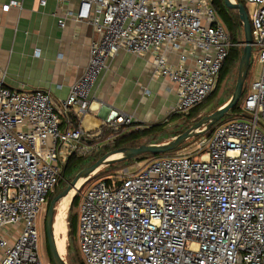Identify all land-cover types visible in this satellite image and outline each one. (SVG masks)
<instances>
[{"label": "built area", "instance_id": "obj_1", "mask_svg": "<svg viewBox=\"0 0 264 264\" xmlns=\"http://www.w3.org/2000/svg\"><path fill=\"white\" fill-rule=\"evenodd\" d=\"M76 1L75 19L99 36L68 98L11 89L0 77V264H52L40 253L38 221L69 157L94 150L92 136L80 125L63 128L61 115L70 122L75 107L90 108L92 88L119 51L152 54L155 74L176 86V113L188 114L217 89L231 49L244 46L232 41L213 0ZM245 1L261 64L243 102L250 118L193 138L192 153L135 160L133 171L80 192L83 183L77 242L85 264H264V0ZM134 121L112 109L105 142Z\"/></svg>", "mask_w": 264, "mask_h": 264}, {"label": "crops", "instance_id": "obj_2", "mask_svg": "<svg viewBox=\"0 0 264 264\" xmlns=\"http://www.w3.org/2000/svg\"><path fill=\"white\" fill-rule=\"evenodd\" d=\"M10 1L0 0V77L11 89L48 90L57 101L67 99L88 66L90 44L99 36L94 26L75 19L76 0H47L44 6L39 0H19L20 6L4 11ZM177 99L175 84L155 74L152 54L121 50L92 88L90 108L82 113L75 107L70 122L61 115L62 127L82 126L91 144L104 138L107 117L116 109L135 120L124 125L126 131L157 126L153 143H163L183 126Z\"/></svg>", "mask_w": 264, "mask_h": 264}, {"label": "water", "instance_id": "obj_3", "mask_svg": "<svg viewBox=\"0 0 264 264\" xmlns=\"http://www.w3.org/2000/svg\"><path fill=\"white\" fill-rule=\"evenodd\" d=\"M223 1L228 8L233 9L239 13V17L244 28V49L239 63L238 78L233 95L224 105L219 107L216 111L202 117L191 127L186 129L184 132L174 136L168 142L159 144H141L135 147L118 148L107 152L105 155L101 156L97 161L77 172L73 179L67 184V186L53 197L47 212L46 234L52 264H68L65 258L60 253L54 232V224L57 216L56 210L57 204L63 198L68 196L72 190L76 189L77 185L81 181H83L84 183L92 176V174L96 173L100 169L118 162L131 160L147 153L164 154L167 152L174 151L186 141L199 137L211 130L212 127L218 122H220L224 117L230 115L231 111L239 103L243 95L245 81L247 79L249 68L251 66V58L253 55V28L249 18L247 7L244 4L239 3L236 0ZM243 117L250 118V115L245 114ZM115 154H120L121 156L109 159L112 155ZM78 189L79 188L76 189L72 199H74Z\"/></svg>", "mask_w": 264, "mask_h": 264}, {"label": "trees", "instance_id": "obj_4", "mask_svg": "<svg viewBox=\"0 0 264 264\" xmlns=\"http://www.w3.org/2000/svg\"><path fill=\"white\" fill-rule=\"evenodd\" d=\"M236 1L239 3H242L246 6L245 0H236ZM213 6L217 11L218 16L221 18V20L226 25V27H227L230 35H231L232 41L235 43H244V28H243V25L241 23L239 13L235 10L227 8V6L225 5L223 0H213ZM252 28H253V26H252ZM253 31H254V29H253ZM243 49H244V46L235 47V48L231 49L229 57L227 58L226 63H225L223 70L221 72V76L219 79V84L217 86V89L215 90V92H213V94L207 100H209L212 96H214L217 93L222 82L225 80V78L227 77L229 72L238 63H240V59L242 56ZM253 53H254V48H253ZM252 57H253V55H252ZM251 63H252V58H251ZM245 96H246V93L243 97V100L241 98L239 103L237 104V106L231 111V115H234L237 113L242 114L243 102H244ZM230 98H227L226 100L221 101L220 104L218 105L217 109L219 107H221L222 105H224ZM205 102L200 104L199 106L193 108L188 113V115L191 118L197 117V115L200 113V111L205 107V105H204ZM125 129H126V126H124V125L121 126L122 131L119 132V134H117L115 141L112 143V144H114V146H113L114 150L118 149V148H122V147H135V146H139L143 143H145V144L153 143V141L156 139V132L159 128L157 126H151V127L142 128V129L137 128V129H133L131 131H126ZM213 129H214V127L211 130H213ZM181 132H183V131L177 132L176 135L180 134ZM111 133H113L112 130H107L105 128L104 132H103V136H102V137H104L103 139H105ZM143 139H146V140L143 141ZM186 144H187V142L182 144L176 150L171 151V152H167L164 154H153V153L143 154L139 157H136L134 159L127 160V161L123 162V165H125L124 167H127V166H129V164H131L135 160L146 159L150 156L154 157V156L172 155L175 151L183 148ZM98 159H99V157L98 158L84 157V156H79L76 153H73L69 157V159H68V161L64 167L63 180H65L67 182L71 181L77 172H79L81 169L85 168L86 166H89L90 164L94 163ZM113 167H117V166H113ZM63 180L61 181V183H63ZM59 187H60V184H59L58 188L56 189V191L49 195L48 202H47L48 209H49V206H50V203H51L53 197L57 193H59V191L61 192L64 189V187H66V185L64 187H60V188ZM78 202H79V197H78V195H75V197L71 203L70 214H69L68 254H69V258H70L72 264H85L81 258V255L79 252V246L77 248V246L75 245V238H77V228H78V213L74 214L72 211L78 205ZM47 251H48L49 260L51 261L48 242H47Z\"/></svg>", "mask_w": 264, "mask_h": 264}, {"label": "rangeland", "instance_id": "obj_5", "mask_svg": "<svg viewBox=\"0 0 264 264\" xmlns=\"http://www.w3.org/2000/svg\"><path fill=\"white\" fill-rule=\"evenodd\" d=\"M246 7H247V5H246ZM253 35L255 38V31H253ZM238 71H239V63L229 72V74L227 75L225 80L222 82L217 93L205 102V104H204L205 107L200 111V113L197 115V117L191 118L188 114H181V115H184V119H182V124H181L183 126H181V128L179 127V129H178L179 132L180 131L184 132L186 129H188L193 124H195V122L199 121L202 117L209 115V114L213 113L214 111H216L217 107L221 101L226 100L227 98H230L233 95V92L235 90V86L237 83ZM260 71H261V64L259 62L258 51H257V49L254 48L252 63H251V66L249 68L248 76H247V79L245 81L243 95L241 97L242 100H243L245 93L246 94L248 93L250 86H251V82L259 75ZM242 117L243 116L239 113L234 114V115H231V113H230V115H227L226 117H224L220 122H218L213 127L216 128L219 124L225 123L229 120L242 118ZM121 131L122 130L120 128L119 132H121ZM210 131H208V133ZM145 140L146 139H143V141H145ZM170 140H168V141H170ZM97 142H99V143H97ZM186 142H187V144L183 148L175 151L172 155L192 153L193 149H194L195 139H190ZM163 143H165V142H163ZM92 144H93L92 147L94 148V150L91 153H87L86 155H81V156L91 157V158H98V157L100 158L101 156H103V154L105 155L107 152L114 150V148H113L114 144H112L110 142L106 143L105 140H101V139L96 140ZM143 144H145V143H143ZM157 144H159V143H157ZM150 157H152V156H150ZM133 163L134 162L129 164V166H131L132 171L134 170L133 169V167H134ZM113 166H117V167H113ZM124 166L125 165H123V162H118V163H115V164H112V165H109L107 167L100 169L96 173L92 174V176L87 181H85L84 184L82 183L84 186L79 191L80 192L83 191L88 185H90L92 182H94L96 180L106 178L109 175L116 174L117 171L121 170L122 168H125ZM69 182L63 180V183H60V187H64L65 185L67 186V184ZM72 201H73V199H71L70 206L68 209V215H67V231L68 232H69V214H70V208H71ZM47 212H48V207L46 206V208L44 209V211H43V213H42V215L38 221V229L40 232V241H39L40 253H41V256L43 257V259H45V260H49L48 251H47V234H46ZM56 212H57V210H56ZM72 212L74 214L78 213V205L73 209ZM6 231H7V228H5V230H3V232H6ZM68 232L66 234V239H65L64 257H65L66 261L68 262V264H72V262L69 258V254H68V245H69ZM75 245L78 248L77 238H75Z\"/></svg>", "mask_w": 264, "mask_h": 264}, {"label": "bare ground", "instance_id": "obj_6", "mask_svg": "<svg viewBox=\"0 0 264 264\" xmlns=\"http://www.w3.org/2000/svg\"><path fill=\"white\" fill-rule=\"evenodd\" d=\"M121 156L120 154L112 155L109 159L117 158ZM83 181H81L77 187L80 188L82 186ZM76 189L72 190L68 196L63 198L57 205V216L54 224V232L58 244V248L60 250V253L64 257V247H65V239L67 234V215H68V209L70 206V202L72 197L75 194ZM65 258V257H64Z\"/></svg>", "mask_w": 264, "mask_h": 264}]
</instances>
